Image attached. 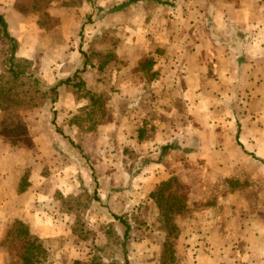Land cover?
<instances>
[{"label": "crops", "instance_id": "obj_1", "mask_svg": "<svg viewBox=\"0 0 264 264\" xmlns=\"http://www.w3.org/2000/svg\"><path fill=\"white\" fill-rule=\"evenodd\" d=\"M130 1L116 3L112 11L118 15L121 11L127 13V9L131 10L135 7ZM246 1L250 3L246 7L251 9L235 10V15L228 8V3L224 2L222 5L227 8L215 9L209 5L204 10L187 11L183 19L188 20L189 31L185 32L187 37L182 40L186 44L182 42L183 45L178 47V51L184 50L183 53L187 57L185 56L183 63L180 62V58H172V61L167 63L169 68L166 67L165 60L161 61L160 66H155V70L160 74L153 83H148L141 75L140 79L143 83L140 86L132 83L133 87L120 88L122 83L128 80H123V75H126L124 72L127 70H117L111 73L108 82L102 83L100 88H96V84L93 87L87 85L91 87L89 90L92 95L105 94L109 101L110 121L104 123L105 125L99 124L94 132L82 133L76 125L75 120L80 109L82 110L83 99L79 100L74 93L72 98H67L66 95L72 91L66 89L55 105L44 106L30 114H23L31 131L29 137L31 148L26 150L25 156L21 158L16 154L12 155L14 149L9 146L12 143L0 138L2 144L0 150L10 152V155L4 156L8 158L6 161L10 164L8 173H5V163L3 165L0 163V182L5 178L0 183V264H6L3 256L6 254V249L3 251L1 247L4 246L7 231L15 220L26 223L31 233L43 241L68 237L67 239H74V242L78 243V238L70 229L73 219L62 211V204L56 196L60 193L65 197H76L84 190L93 193L96 188L101 201L94 202L87 212L86 220H89L90 226L99 223L106 226L111 223L116 224L114 216L125 215L135 227L145 224L151 232L149 244L152 248L157 247L158 252H155V255L158 256V264H161L166 232L158 208L150 195L157 191L162 182L172 177H177L186 186L190 210L187 216L177 220L181 227L175 245L177 264H184L183 255L209 258L215 255L221 258L220 264H231L230 257L234 255V251L240 258L243 255L255 254L257 257L262 254L264 213L260 215V209L264 210V181L261 183L260 176L264 173V167L262 169L259 164L256 165L254 160L264 161V154L261 155L260 148L257 150V147L264 143L262 139L264 124L256 120L257 123L253 121L250 126L245 124L244 114L238 115L235 125L236 136L239 127L240 134L239 139L235 137L234 140L229 134L228 125L229 114L236 107L223 100V97H226L225 91H228V96L232 94L237 97V112L244 113L248 105L241 104L239 97L252 95L256 100L253 108L256 109V104L264 108V0ZM92 2L95 8V1ZM146 2L148 3L145 5ZM212 3L219 2L209 4ZM122 4L125 7L116 10ZM136 4L140 7L144 4L146 9H143L148 19L151 17L154 28H158V32L161 29L164 34L167 23V20H164L165 16L170 15V12H181L180 9L175 12L170 9L163 10V4L158 5L160 4L158 0H141ZM1 9L0 7V16L5 17L11 35L21 43L18 54L23 59L32 60L42 50L41 54L51 55L53 49L51 37L54 35H57L61 48L64 47L66 51L75 34L79 36L82 32L83 26L79 27L78 31L66 30L68 34L63 31L55 33L52 30L40 33L28 26L23 27L22 23L19 25L10 11L3 12L4 9L2 11ZM235 16L244 17V23L238 25ZM175 18L172 20V25L180 23L184 25V21L180 22V18ZM202 19L213 25L211 31L201 30L197 21L201 23ZM228 20L234 21V26L230 23L225 24ZM233 28L236 32H233ZM201 31H204V35ZM181 35L182 33L180 37ZM37 38L41 40L38 41ZM135 46V42H130L129 47L135 48ZM163 47L170 49L172 45L167 41ZM62 54L61 51L50 60L58 64L57 60L60 57V65H57L58 77L55 78H61L63 75L65 62L68 63V70L73 71V75L77 71H88V66H85L86 61L82 57L83 61L76 65V62L71 60L78 61L80 57L73 56V59L64 61ZM150 57L155 58L154 55H149L148 58ZM133 63V66L137 65ZM92 71L96 76V69L92 68ZM182 79H187L190 84L193 80L201 83L196 88L175 90L174 86L180 84ZM107 84L113 89L109 90ZM158 85H162V89H149L150 86L153 88ZM224 85L225 87L230 85V91L226 90ZM165 94H176L174 101L177 103L182 96L187 97L186 122H181L183 115L175 109V106L162 109V104H158L156 98ZM191 96L195 97V101L190 100ZM151 107L158 110V113H166L171 120L169 118L170 121L162 126L156 119H150L147 114ZM93 110L96 113V108ZM250 127L254 132L252 151L245 144L246 133L249 132ZM140 131H145L143 139H140ZM224 139L225 141H222ZM220 141L224 144L229 141L236 142L231 154L221 153L219 149L216 154L214 145L221 146ZM192 143L200 146L198 153L196 150L195 153L188 150ZM168 145L173 147L163 157L162 148ZM202 146L205 148L202 149ZM204 149L208 151V155L204 156L199 168L197 160L201 159L200 153ZM133 153H135L133 157L136 156L135 160L141 161L138 167H133L134 161L130 157ZM169 153H172L174 159L169 157ZM249 153L254 154L252 156L254 159L250 158L251 165L258 166L252 180L257 187L248 192V195H242L239 191L231 192L228 186L220 182V179L233 176V171L249 157ZM2 160L4 159H0V162ZM26 173L30 186L24 193H20V181ZM204 174L207 175L206 181L201 179ZM214 177L218 179L214 180ZM230 208H235L234 215L229 216ZM140 209L142 212H139ZM139 213L142 215L138 216ZM213 244L214 248L219 249V254L212 252ZM151 251L152 249L140 248L138 251L132 250L130 259L133 264H148L146 258ZM71 253L73 255V252ZM49 255H51L50 251ZM6 256L9 258L8 253Z\"/></svg>", "mask_w": 264, "mask_h": 264}, {"label": "rangeland", "instance_id": "obj_2", "mask_svg": "<svg viewBox=\"0 0 264 264\" xmlns=\"http://www.w3.org/2000/svg\"><path fill=\"white\" fill-rule=\"evenodd\" d=\"M93 1H95L94 2L95 8L91 9V6L93 7V3H92V0H88L86 2V5L83 6L81 9V13H80L81 18L79 19L76 18V16L74 15H71V16L59 15L60 12H58L57 10H54V9H57L58 6H60V3H58L56 0H42L40 2L39 0L38 2H35L34 0H1L0 7L2 8L1 11L4 9L3 12L5 10L10 11V14L13 15V18L18 20L19 25H21L22 23L23 27L28 26L30 28L37 30L40 33L42 32L45 33V31L52 30L55 33H60V31H63L64 33L68 34L66 30L78 31L79 27L81 28L83 26L82 36L81 35L77 36V34H75L74 39L70 42L69 48H67L66 51H64L65 50L64 47L62 48V53H63L62 55L64 56V61L66 60L69 61L73 59V56L74 57L77 56V57H80L79 60L76 61L73 59L71 60V62H76V65H79V63L82 62L83 59L86 60L83 53H85L87 56H91V55L93 56L94 53L102 54L106 56L110 52H112L116 56L115 59H117L116 60L117 63H115L116 68L119 69L120 71L127 70L126 72H124V74L126 73V75H123V80L128 79L129 81L125 80L120 86V88L133 87L132 83H136L138 86H140V84L143 83L142 79H140L142 74L138 71V68H139L140 62H142L145 59H148L149 55H154L155 58L158 60L157 66H160V62L165 60L166 67L168 68L169 66L167 63L172 61V58H180L179 60L181 63L185 61L186 59L185 56L187 57V55L183 53L184 50H182V52H179L178 47H181V45L186 44V42L182 40H184L187 37L185 32L189 31L188 29L189 24H188V20L183 19V15H186L187 11H189L190 9L191 10L192 9L193 10L194 9L204 10L208 8L209 5H211V7L215 9L227 8V7H224V5H222L223 2L228 3V8L232 10L234 15H235V10H243L244 8L246 10L251 9V8L246 7L250 3L249 1L245 2V0H158L160 1V4L158 5L163 4V7H164L163 10L170 9L174 12L179 9L181 10V12L179 13L170 12L169 13L170 15L165 16L164 20H167V23L164 28L165 29V34H164L163 32H161V29L158 32V28L157 29L154 28L152 24L151 17H149L148 19V17L146 16V13L144 12L143 8H145L144 4L146 5L148 2L144 3L143 7H140V5H137L135 3L134 9L130 10L129 8V10L128 9L126 10L127 13L126 12L123 13V11H121L118 15L112 11L115 4L120 3V2L124 3V1L126 2V0H93ZM211 2H219V3L209 4ZM76 5L78 6L73 7L75 10H77V8L79 9L81 8L79 7L80 6L79 3ZM49 10H54V11H49ZM52 13H56L57 16L52 15ZM87 13L88 14L92 13L93 19L90 24L84 26L82 22L83 21L85 22V17ZM175 17L180 18V22L184 21V25L182 23L172 25V20H175L176 19ZM20 18H22V20H20ZM236 19H237L238 25H240L241 23L242 24L244 23L245 18L236 17ZM80 20L82 21L81 23H80ZM126 20L128 21L126 22ZM197 22L201 30L202 29H206L210 31L212 30L211 27L213 25L210 22H205V19H202L203 23L202 22L200 23L199 21ZM228 23L234 26V21L231 22L228 20L227 22H225V24H228ZM225 24L223 22V26H225ZM132 26H136L137 28H133ZM203 32L204 31H201V33L204 35ZM233 32H236L235 28H233ZM180 33H182L181 37H180ZM237 33H240V31H237ZM234 34L236 33H233V35ZM164 37H167V38L165 39ZM129 39H132V41H130ZM167 41L168 43L172 45L170 49H164L163 47V45ZM130 42H135L136 44L135 48L129 47ZM9 48H10V45L1 38L0 39V74L4 73L10 67L9 59H10L11 51ZM201 56H203V54H201ZM41 58L45 62L50 63L49 61L52 59V55L45 54ZM132 61L135 62L137 65L133 66L134 63ZM57 62H58L57 65H60V57L58 58ZM97 62L98 60L94 56L92 58V61L89 63V66L87 65L88 71L81 69L82 70L81 78L82 79L84 78V81L86 80L85 86L82 88L83 91H81L82 93H80L81 97H83L84 95L87 96L89 93H91V91L89 90L90 86H87V85L90 84L93 87V85L96 84V88H100L102 83L103 84L107 83L109 80V77H107L108 78L107 80L102 79L103 77H105V75H107L106 73L105 75L103 74L101 75L100 73L96 72V76H94V72L92 71V68L97 65ZM65 64L66 66L63 67V75H61V78L63 79H67L68 77L73 76L72 74L73 71L68 70L69 68L67 67L68 63L65 62ZM57 65H56V68L58 67ZM182 65L180 67H182ZM114 71H117V70H114ZM182 76L186 77L185 74H182ZM199 83L201 82H199L198 80H193L190 84L187 79H182L181 83L178 84L179 87L178 85L174 86V89L175 90L178 88L187 89L188 87L196 88ZM230 84H232V82H230ZM106 86L109 90L113 89V87H111L109 84H107ZM162 87H163L162 85H158L153 88L152 86H150L149 89L150 90H160L162 89ZM165 88H167V86H165ZM225 89L226 90L229 89L230 91V85H228V87H225ZM73 93L75 94V91L71 92L69 95H66L67 98H72ZM225 94H226V97H223L224 102L227 104H230L231 106H234V108L236 107V109H234V111H232L231 114H229L230 118H229L228 131H229V134H231L230 135L231 138L234 137V140H235V137H236L237 128H235L236 127L235 125H236L238 115L242 116L244 114L246 117L245 124H248L250 126L252 125L253 121L256 124L257 123L256 120H259L260 123L264 124V108H262L261 106L258 107V104H256V109L253 108V104L256 102V100L252 97V95H249V97H244V98L239 97L240 99L239 101H241V104L245 103V105H248L247 106L248 108L245 110V112L241 113L239 111L237 112V104H238L237 97L235 98V96H232V94L231 96H228V91H225ZM101 97L103 99L101 100V104H99V107L100 105H102L101 107L102 110L96 109V113L93 111V109L87 108V106H89V104L91 103H90V100L84 98L82 100L81 108L82 109L86 108V109L84 111L79 112V114H77L76 120L78 118H79L78 120H80V118H86V115L89 114L91 111H93V117L91 118V121L93 123H96L97 127L99 124L105 125L104 123H107L108 120L110 121V118H108V113H109L108 112L109 111L108 96H106L105 94L104 95L102 94ZM175 99H176V94H169V95L165 94L162 97L156 98V100L158 101V104L159 103L162 104V109L163 108L167 109L169 106L171 107L175 106V109L178 110L179 113L180 112L182 113L183 118L181 117L180 120L182 123H184L186 122L185 120L188 119L187 117L188 113L186 112L187 109L185 106V104H188L187 97L182 96L181 99L178 101V103L174 101ZM235 99L237 102H235ZM190 100L195 101V97L191 96ZM196 101L197 103L199 102L198 96L196 97ZM157 111L156 109L151 107L147 115L149 116L150 119H154V120L156 119L157 121L161 123L162 126H165L168 123V121L171 120V117H168L166 113L164 112L158 113ZM253 117H256V119L252 120ZM86 124L87 125L91 124V122H87ZM248 130L249 132L246 133L245 144L248 147V149L252 151L253 150L252 140L254 138L253 136L254 132L252 131V127L248 128ZM232 132H234V134ZM263 136L264 134L262 133V139L264 140ZM28 140L29 138L25 139V141L21 143H15V145L13 146L14 152L12 155L16 154L17 157L20 156L21 158L22 156H25V154L27 153L26 150L31 148V145L29 144L30 142ZM222 141H225V139ZM222 141H220L221 146L214 145L215 146L214 148H216L214 149L216 151V154H217L218 149L221 153L225 152L226 154L228 152L229 154H231L232 150L235 149L234 145H236V142L229 141L228 143L224 144ZM1 147H2V144H0V149ZM203 148L205 147L202 146V149ZM258 148H260L261 155H263L264 154V143L258 146L257 150ZM199 149H200V146L195 143H192V145L188 147V150H191L192 153H195L194 150H196V152L198 153ZM0 152H2V150H0ZM220 152H218L219 155H221ZM1 155L2 156L0 157V159H4V160H2L0 163L1 165L5 163L6 165L5 173H8L7 170L9 171L8 167L10 164H9V161H6L8 158L6 159L4 158V156L10 155V152L7 153L6 151L3 150ZM134 155L135 153H133L130 156L132 161L135 162V163L133 162V167H138L141 161L135 160L136 156L133 157ZM168 155L169 157L171 156V158L174 159V157H172V153H169ZM207 155H208V151L205 149L203 150V152L200 153L201 159L197 160V166L199 168L201 167V162L204 156H207ZM253 155L254 154H251V153H249V157H247L248 155H246L247 159L245 161L243 160L240 163V165L236 167V169L233 171V174H232L233 176L225 177L223 180L220 179V182L228 186L231 192L239 191L241 192L242 195L243 194L248 195V192H251L256 189L257 184L252 181L253 175L256 173L257 171L256 169H258V166L256 165L259 164L261 168L263 169L264 161L254 160V162H256V165H251L250 158L254 159L252 158ZM13 167L15 166L13 165ZM204 173H206V170L204 171ZM260 177H261L260 180H262L261 183H263L264 173ZM201 179L202 181H206L207 175L204 174ZM213 179L217 180L218 178L214 177ZM4 180L5 178H3V180H1L0 183H2ZM180 185H182V188H183L182 190H184L183 192L186 194V191H185L186 186L184 185V183L181 182V180H180ZM8 209L11 210L12 208L8 207ZM234 209L235 208H230L229 216L234 215ZM139 212H142V210L140 209ZM263 213H264V210L260 209V215H262ZM133 215H135V213ZM140 215L142 214L139 213L138 216ZM87 221L89 223V220ZM89 225L91 224L89 223ZM132 225L135 227L134 224ZM96 227L98 228V225H94L93 229H91V234L89 236L91 237V239H90V242H87V243L78 244L74 242V239L72 240H70V238L67 239L68 237L64 239L62 237L60 238L56 237L52 239L50 238V240L45 241L46 242L45 244L49 248V251L51 254L49 257V259L52 260L51 262L57 263V264H66L67 261H72L75 258L76 259L79 258L84 261H87V260H90L94 254H96V248H100V250L102 249L105 250L106 252L109 253L111 257L115 258L114 255L118 256V254L121 251V242L119 239V237L121 236L120 231L116 230L115 234L112 233V236L110 237L109 236V233H111L110 229L108 228L103 229L102 223H99V229H97ZM150 234H151L150 229L149 228L146 229L145 227H143V230L141 231H135L134 235L138 240L136 244L137 246L136 250L138 251L139 248L142 250L152 249L148 258H146L148 259L147 262L148 264H158V260H157L158 256L155 255V252H158L156 251L157 247L155 246L154 248H152L151 245L149 244ZM106 238L107 240H109L108 244H107ZM72 246L74 247L71 248ZM1 248L3 249V251L4 249H6V254H3L4 259H6V264H9V263L16 264V262L19 261L21 251L23 250L24 246L21 244L16 247L14 245H10L4 242V246L2 245ZM71 252H73V255ZM212 252H216V254H219V249L214 248V244H213ZM7 253H8L9 258L6 256ZM235 253L236 251H234V255L230 257L231 264H238V262L239 264H256V262L257 264H264V251H262L261 252L262 254L260 256L258 255L257 257L255 256V254H249L247 256L243 255L240 258V257H237ZM183 256H185V257H182V259L184 260V264H220V259H221L219 257H215V255H213L211 258H209L208 256L203 257V256H198V255H195V256L193 255L192 257H187L186 255H183Z\"/></svg>", "mask_w": 264, "mask_h": 264}, {"label": "trees", "instance_id": "obj_3", "mask_svg": "<svg viewBox=\"0 0 264 264\" xmlns=\"http://www.w3.org/2000/svg\"><path fill=\"white\" fill-rule=\"evenodd\" d=\"M34 1L38 2V0ZM40 1L42 0H39V2ZM56 1L60 3V6H58L57 9H52L60 12L59 15H74L79 19L81 18V9L86 5L88 0ZM139 1L141 0H131L130 3L135 4L139 3ZM78 3L81 8L75 10L73 7L78 6L76 5ZM124 7V4H122L116 10H122ZM91 9H93L92 6ZM52 15L57 16L56 13H52ZM92 19L93 14L87 13L83 25L86 26L90 24ZM80 35L82 36V32ZM1 38L10 45L9 49L11 53L9 59L10 67L4 73L0 74V137L12 143L9 146L13 148L15 143H21L30 137L31 131L26 124L23 116L24 113L30 114L34 110L41 109L44 106L55 105L60 100V95L64 94L62 92L66 91V89H70L72 92L75 91V95L80 99V93L83 91L82 88L85 86V82L81 78L82 72L80 71H77L72 77H68L67 79L55 78L57 76V64L54 61H50V63L45 62L41 58L44 55L41 54L43 50L32 60L20 58L18 53L21 49V43L11 35L9 25L4 16H0V39ZM51 38L53 40L51 43V47H53L51 55L56 57L62 51L61 44L57 35ZM37 39L38 41L41 40L39 38ZM83 54L86 58V67L87 65L89 66L92 58L94 56L96 57L98 62L93 68L101 75L107 74L102 78L103 80H107V77L110 78L112 71H120L115 66L117 59H115L116 56L112 52L106 56L97 53H94L93 56H87L85 53ZM156 65H158V60L156 58L145 59L139 64L138 71L150 84L156 81L160 74L159 71L155 70ZM81 98L90 100L91 104H89L87 108L93 107L102 110V105L99 107L103 99L101 96H94L89 93L87 96L84 95ZM85 109L80 110V112ZM93 111L87 114L86 118H80V120H78V118L76 120L75 123L82 133H92L97 129V124L91 121ZM87 122H91V124L87 125ZM239 134L240 127L238 128L237 139H239ZM144 135L145 131L139 132L140 139H143ZM172 147L173 145L163 147L162 156L164 155L163 157H165ZM29 186L28 173H26L20 181L19 192L24 193ZM182 189L180 180L177 177H172L162 182L157 191L150 195L151 200H153L158 208L166 232L163 252L161 254V264H177L175 259V245L181 233V227L177 220L178 218L187 216L190 212L186 194ZM56 199L61 202L62 211L72 217L73 220L70 229L72 234L78 238V243L90 242L91 237L89 236L93 226L91 227L89 225L86 216L92 204L101 201L98 195V188H96L93 193L84 190L83 193L76 197H65L57 193ZM114 220L116 224L111 223L107 226L102 225V227L103 229H110V237L112 233L115 234L116 230L120 231L121 238L119 239L121 242V251L120 253L118 252L119 257L117 255H114L115 258L111 257L105 250L96 248V254H94L90 260L84 261L75 258L72 261H67L66 264H133L130 259V252L137 249L136 244L138 242L134 233L135 231L143 230V227L146 229H148V227L142 224L134 228L127 216H114ZM97 229H99V225ZM5 243L16 247L21 244L24 246L19 261L16 262V264H57L50 261L49 248L45 244L46 242L34 236L29 226L23 221L15 220L12 222L11 227L7 231ZM108 243L109 240H107V244Z\"/></svg>", "mask_w": 264, "mask_h": 264}]
</instances>
